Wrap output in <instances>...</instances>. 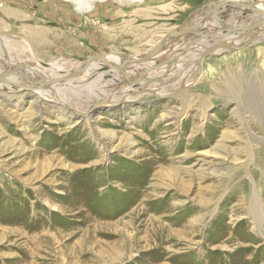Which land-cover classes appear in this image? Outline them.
Here are the masks:
<instances>
[{
	"label": "rangeland",
	"instance_id": "rangeland-1",
	"mask_svg": "<svg viewBox=\"0 0 264 264\" xmlns=\"http://www.w3.org/2000/svg\"><path fill=\"white\" fill-rule=\"evenodd\" d=\"M215 1L103 0L82 12L66 0H0V65L11 55L36 77L94 55L142 58ZM216 11L206 20L217 27L164 51L190 42L186 55L200 34L219 33V18L237 23L231 34L262 17ZM260 28L254 42L178 64L173 73L188 72L178 80L157 74L86 114L0 90V264H264Z\"/></svg>",
	"mask_w": 264,
	"mask_h": 264
},
{
	"label": "bare ground",
	"instance_id": "bare-ground-1",
	"mask_svg": "<svg viewBox=\"0 0 264 264\" xmlns=\"http://www.w3.org/2000/svg\"><path fill=\"white\" fill-rule=\"evenodd\" d=\"M66 1H71L74 2L75 4L79 3L81 5L80 11L83 12L84 10H91L96 1H103V0H66ZM118 1L124 4L128 2L130 3L143 2L144 0H118ZM224 1L227 0H216L215 2L212 3L214 4L213 7L216 6L218 2H224ZM235 1L239 2L242 5H249V6H242L237 8L243 9V11L244 9H247L254 14L262 15V17L258 16L257 18L256 16L249 15L248 17L250 21H252L253 19L256 22L264 20V0H235ZM216 10H217L216 8L213 10L214 14L211 13L212 16L215 15V13L217 12ZM207 21L208 20L206 19L201 21L199 14L192 19L190 24H187L185 26L195 27L199 22H201L198 28L199 30L207 23ZM262 23L263 22H261V28L264 27ZM217 24H222L218 27L219 28L218 37H214L211 39L201 37L202 39L197 42L200 45L198 44V46H193L192 48L190 47L191 49H189L188 50L189 52L184 56L181 55L183 54L184 50L188 47L190 42L183 43L182 45L179 46V48L177 47V45H174V48H177L175 49L174 52L173 51L170 52L171 49L169 50V48L165 49L164 51V48L167 45V43L176 40L175 38H169L162 43L159 51L154 56L150 57L149 59L143 62H135L134 60L139 59L136 57L122 59V60L106 61L104 57L100 55L101 60H95V61H99L98 63L91 64L92 62L95 61L87 63V60H84L85 61L84 63H74L70 67L69 73L67 74L65 73L66 75L62 74L63 71H54L53 75L52 74L49 75L46 70H42L41 72H39V74H36V77H40L41 79L36 78L35 75L33 76V73L30 71L24 72L21 68L20 61L18 60L14 61L10 55L9 61H7V63L4 66L0 65V76L1 75L4 76V81H0V90H8L9 91L8 93H17L23 90H31L33 91V94H35L38 97V99H40L41 101L52 102L53 103L52 107L59 108V105H61L62 107L65 106L68 109H73L78 114H86L87 111L93 106L102 103H110L111 105H115L119 100L124 98L127 99L136 88H141V86H143L146 81L152 80V78H154V76H156L157 74H163V75L166 74L168 76L173 74L174 76L172 80L173 81L178 80L177 79L178 75L181 74L187 75L188 72L184 73V69H183L182 72L179 71L173 73L174 72L173 68H177L176 66L178 64H181L182 68H184L185 66H189L190 64L192 65L196 64L201 53L208 50L209 48L221 47L214 51V53H220L221 52L220 50L229 49L227 46H229L231 49L233 48L235 49L236 47L233 46L245 39L246 40L244 42L251 40L254 36L256 37V39L259 38L258 33L254 35L250 34L249 32L251 30L249 29L250 27H247V29H243L236 33L232 32L230 34L229 33L230 31H228V29L232 30V28L236 27L237 24L235 21H231L230 19L225 21V19L219 18L217 19ZM211 25L212 23L210 24L207 23L206 28L213 29L217 27L215 26L213 28H210ZM241 25L244 26V24ZM245 27L246 26H244V28ZM258 28L259 27L253 30H256ZM198 30H194L192 31V33ZM243 34H250L251 36L249 38L243 37L242 36ZM232 43H234V45H232ZM222 44H225L224 47L227 48H224ZM6 47L8 48V45ZM161 60L163 62L162 65H160ZM106 62H109L116 66H123V71L119 72L111 69ZM137 64L139 65L142 64L143 67L138 72H135L136 70L134 68H136ZM106 66L107 69L109 68L110 70L106 69V71H103L106 68ZM194 67H195L194 70L197 73L198 69H196V65H194ZM76 69H79L82 72L81 75L78 76L77 78L66 82L52 81L53 79L56 78L65 77ZM185 79L186 78H184V80ZM122 81H125L128 84L125 87H122L121 89L118 90V86H120ZM60 83H63V85L65 84L64 87H59ZM71 85H74L75 88L71 89L72 87ZM154 86L155 85H153L152 87ZM79 105L83 107L81 108Z\"/></svg>",
	"mask_w": 264,
	"mask_h": 264
},
{
	"label": "water",
	"instance_id": "water-1",
	"mask_svg": "<svg viewBox=\"0 0 264 264\" xmlns=\"http://www.w3.org/2000/svg\"><path fill=\"white\" fill-rule=\"evenodd\" d=\"M213 2H210L207 7L205 8V10H202L199 14H200V18H201V21L207 19L211 13H213V10L216 8V9H220L226 5H231V6H236V7H242V6H249V5H242L240 4L239 2L235 1V0H227V1H224V2H218V4L216 6L213 7L214 4H212ZM200 23L199 22L195 27L193 26H182L181 28L177 29V30H174V31H171V32H168L167 34H165L163 36V38L160 40V42L155 46V48H153V50H151V52L149 54H147L144 58H139L137 60H134L135 62H143L147 59H149L150 57L154 56L160 49L162 43L169 39V38H177V37H181L185 34H188V33H192V31L194 30H198L199 26H200ZM261 26V22L257 21L253 26H249L251 30L257 28V27H260ZM236 29V28H235ZM240 29H247V27L245 28H240ZM200 37H203V38H214V37H218V34L216 33H213V34H200L199 35ZM256 39V37L254 36L251 41V42H254ZM222 46L224 47L225 44H222ZM213 52V51H212ZM211 54V52H210ZM208 55V54H207ZM95 60H101V56L99 55H94V56H91L87 59V63H90L92 61H95ZM107 65L115 70V71H119V72H122L123 71V66H116V65H113L109 62H106ZM81 70L79 69H76L74 70L72 73L68 74L67 76L65 77H61V78H56V79H53L52 81L53 82H66V81H70V80H73L75 78H77L78 76L81 75ZM0 81H4V76L1 75L0 76Z\"/></svg>",
	"mask_w": 264,
	"mask_h": 264
},
{
	"label": "clouds",
	"instance_id": "clouds-1",
	"mask_svg": "<svg viewBox=\"0 0 264 264\" xmlns=\"http://www.w3.org/2000/svg\"><path fill=\"white\" fill-rule=\"evenodd\" d=\"M80 9H81V5L79 3H76V10L80 11Z\"/></svg>",
	"mask_w": 264,
	"mask_h": 264
}]
</instances>
